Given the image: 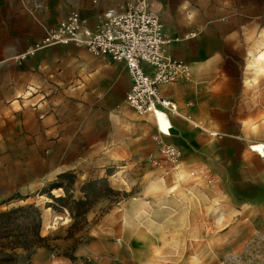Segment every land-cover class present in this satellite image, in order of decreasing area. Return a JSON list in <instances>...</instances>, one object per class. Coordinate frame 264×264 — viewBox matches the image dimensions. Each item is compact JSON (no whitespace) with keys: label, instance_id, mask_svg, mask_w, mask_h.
<instances>
[{"label":"rangeland","instance_id":"374dc122","mask_svg":"<svg viewBox=\"0 0 264 264\" xmlns=\"http://www.w3.org/2000/svg\"><path fill=\"white\" fill-rule=\"evenodd\" d=\"M32 19L45 18L48 28L68 13L87 19L91 8L124 6L134 0H28ZM246 9L250 0H150L173 37L176 56L191 59L211 55L218 66L232 75L243 74L244 84L230 80L226 87L209 90L212 106L202 105L196 119L212 129L240 122L246 126L249 144L264 141V36L261 31L253 48L226 39L239 17L236 5ZM263 0H253L256 12ZM255 24H263L262 19ZM196 34L192 37L191 35ZM252 53H256L254 57ZM243 57L246 58L245 65ZM188 81L192 80V68ZM214 83V78L212 79ZM239 116H242L239 118ZM155 121V120H154ZM150 143L143 158L125 161L105 177L112 191L98 185L100 194L81 214L47 207L50 184L62 182L75 198L90 179L73 172L52 175L51 163L34 160L29 173L15 168L25 186H3L0 211L34 203L41 209L39 228L50 246L33 251L30 264H264V158L257 151L240 157L239 143L200 135V142L183 143L182 155L172 159L162 153L157 123H148ZM237 130V129H236ZM171 131V129H170ZM212 139L216 143L208 147ZM264 157V145H261ZM226 148L235 151L228 154ZM19 189V190H18ZM65 195L64 189H55ZM78 223L72 225L74 221ZM6 245L7 240H1ZM86 247V248H85ZM0 264H29L17 249L7 259L9 246L0 247Z\"/></svg>","mask_w":264,"mask_h":264},{"label":"crops","instance_id":"0c3cea01","mask_svg":"<svg viewBox=\"0 0 264 264\" xmlns=\"http://www.w3.org/2000/svg\"><path fill=\"white\" fill-rule=\"evenodd\" d=\"M250 1L246 9L238 2L239 21L225 37L240 47L245 43L247 49L254 47L261 31L264 33V10L256 12ZM107 8L89 10L86 20L91 29ZM31 10L28 0H0V199L6 196L3 186L11 188L13 199L15 185L20 188L28 183L15 176V168L29 173L34 160L43 164L57 160L51 163L55 176L73 172L85 176L84 180L111 177V168L145 157L150 139L144 134L150 133L149 122L157 123L154 113L139 114L128 103L131 80L124 61L96 55L74 43L28 53L49 24L45 18L32 19ZM258 19L263 24L256 25ZM164 28L170 35L165 24ZM172 43L167 46L168 55L181 59ZM219 62L211 55L191 59L190 64L186 62L192 68L191 81L185 78L161 85L163 94L177 103L179 114L169 113L170 122L163 111H157L158 129L170 133L165 139L181 150L183 143L200 142V135L223 138L226 134L229 137L222 143L238 142L240 157L250 158L252 151H257L262 159L264 141L249 144L244 124L212 129L194 116L201 105H213L210 89L226 87L230 80H238L239 89L244 84L243 74L232 75L220 68ZM242 62L247 64L245 57ZM215 143L210 140L208 147ZM225 150L235 152L233 148Z\"/></svg>","mask_w":264,"mask_h":264},{"label":"built area","instance_id":"2783aa9c","mask_svg":"<svg viewBox=\"0 0 264 264\" xmlns=\"http://www.w3.org/2000/svg\"><path fill=\"white\" fill-rule=\"evenodd\" d=\"M172 41L160 15L151 8L150 0H134L127 7L105 9L95 29H91L78 13H68L47 28L27 52L33 54L50 45L74 43L96 55L124 61L131 80L128 103L139 114L154 113L156 116L158 109L179 114L177 103L163 94L161 85L187 79L190 75L185 61L168 55L167 46ZM208 132L220 135L217 131ZM158 141L167 157L178 159L182 155V150L174 143L162 136Z\"/></svg>","mask_w":264,"mask_h":264},{"label":"trees","instance_id":"16d2710c","mask_svg":"<svg viewBox=\"0 0 264 264\" xmlns=\"http://www.w3.org/2000/svg\"><path fill=\"white\" fill-rule=\"evenodd\" d=\"M98 185H104L105 191H112L105 177L90 179L83 184L80 189L82 196L79 198H75L62 182H52L47 193L54 202L47 204V207L56 210L67 209L74 215L81 214L89 207L91 199L100 194ZM54 188H63L65 195H54L51 192ZM41 218V209L34 203L0 211V247L9 246L10 252L5 254L7 259H12L17 254V249H22L25 252L26 260L30 264L31 255L36 247L50 246L46 243L47 236L41 235L39 230ZM77 223L78 221L75 220L72 225ZM2 239L7 240L6 245L2 244Z\"/></svg>","mask_w":264,"mask_h":264},{"label":"bare ground","instance_id":"6f19581e","mask_svg":"<svg viewBox=\"0 0 264 264\" xmlns=\"http://www.w3.org/2000/svg\"><path fill=\"white\" fill-rule=\"evenodd\" d=\"M262 57H264V54L263 53H260L259 55H258V59H260V58H262ZM157 111H163L164 113H165V115L168 117V119H169V121H170V118H169V116H168V113L167 112H165L164 110H160V109H158ZM156 111V112H157ZM155 119H156V122H157V124H158V117H157V113H156V116H155ZM171 122V121H170ZM173 126H172V123H171V125H170V127H169V129H171Z\"/></svg>","mask_w":264,"mask_h":264}]
</instances>
